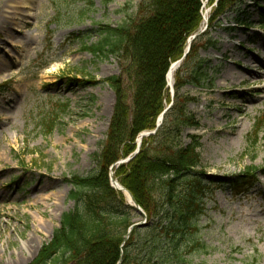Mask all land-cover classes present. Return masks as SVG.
<instances>
[{"label": "rangeland", "instance_id": "rangeland-1", "mask_svg": "<svg viewBox=\"0 0 264 264\" xmlns=\"http://www.w3.org/2000/svg\"><path fill=\"white\" fill-rule=\"evenodd\" d=\"M91 2L80 20L75 13L83 4L64 8L56 29L49 23V0H0V264H31L61 215L74 209L71 177L96 169L93 157L115 104L105 80L118 75L119 64L94 59L83 43L96 42L99 25H120L141 0ZM207 3L204 30L212 14ZM217 22L204 39L216 41V48L199 51L206 79L182 91L197 98L187 112L199 123L182 133V142H189L187 136L199 140L203 179L210 185L195 237L204 249L195 250L190 262L264 264V178L257 176L243 195H233L228 185L250 166L264 171V133L254 149L246 142L254 119L264 113V0H239ZM85 34L89 39L81 41ZM92 79L95 85L79 86ZM174 84L175 72L170 98ZM57 104L68 109L54 118Z\"/></svg>", "mask_w": 264, "mask_h": 264}, {"label": "trees", "instance_id": "trees-1", "mask_svg": "<svg viewBox=\"0 0 264 264\" xmlns=\"http://www.w3.org/2000/svg\"><path fill=\"white\" fill-rule=\"evenodd\" d=\"M204 1L141 0L135 12L124 14L120 25H99L93 30L96 42L88 47L83 43L94 59L118 61V75L105 80L115 94L114 109L102 149L93 157L96 169L86 176L71 177L69 200L74 209L61 215L59 227L31 264H118L120 259V264H191L195 250L204 249L195 237L210 185L203 179L199 140L187 136L189 142H182V133L199 125L187 112V106L198 100L182 91L206 79L205 60L199 57V51L215 49L217 42L204 44V39L221 25H213L215 20L232 11L239 0H208L206 7L212 14L207 29L200 33ZM49 3L53 11L49 23L56 29L61 26L64 8L83 4L78 8L80 13H75L76 20H80L93 6L91 0ZM195 34L185 54L187 41ZM89 35H81V41L89 39ZM178 61L181 64L175 71L170 98L166 76ZM84 84L96 82L79 81V86ZM169 105L156 128L158 118ZM67 109L66 104H57L53 117ZM46 128L52 131V121ZM154 130V135L142 139L137 155L112 170L114 179L147 216L146 225L134 228L128 235L139 214L111 188L109 169L134 153L140 134ZM261 133L264 113L254 119L246 138L250 149L256 147ZM257 176L264 178V171L246 168L228 183L231 193L245 194L257 183ZM183 183L187 184L185 189H181Z\"/></svg>", "mask_w": 264, "mask_h": 264}, {"label": "water", "instance_id": "water-1", "mask_svg": "<svg viewBox=\"0 0 264 264\" xmlns=\"http://www.w3.org/2000/svg\"><path fill=\"white\" fill-rule=\"evenodd\" d=\"M196 37H197V34L191 36V37L188 39V41H187V49H186V53L189 51L190 45H191L192 41H193ZM180 63H181V61H179V62H177V63H174V64H172V65L170 66L169 72H168V74H167V84H168V86H171V81L169 80L168 75L170 74V72H172V71L174 72V71L179 67V64H180ZM168 108H169V106L163 111V113H162V114L160 115V117L158 118L156 128H158V127L161 125V123H162V121H163V116H164L165 112L168 110ZM155 132H156V130H154V131H152V132H146V133H142V134H140V136L138 137V139H137V141H136V143H137V147H136V150L134 151V153L131 154L128 158H126V159H121V160H119L116 164H114V165L110 168V174H109V181H110V186H111V188H112L113 190H115L116 192L122 193L123 196H124V198H125V195H124L123 192H124V191L127 192V194L129 195V198H130V202L127 201V200L125 199L126 202H127V205L130 206V207H132V208H133V209H134L139 215L142 216V218H146L145 213L141 210V208H140V207L138 206V204L135 202V200H134V198L132 197V195H131V194H130V193H129L124 187H122V186L118 183L117 180H115V179L113 178V172H112V169H113L115 166L118 167V165H121V164L127 163V162L130 161L135 155H137L138 152H139L140 146H141V141H142V139H143L144 137H147V136H150V135H154ZM118 185H119V187H118ZM145 220H146V219H145ZM145 224H146L145 222L134 223V224L130 227V229H129V231H128V234H130L131 231H132L134 228H136V227L140 228V227L144 226ZM120 262H121V259L119 260V263H118V264H120Z\"/></svg>", "mask_w": 264, "mask_h": 264}, {"label": "bare ground", "instance_id": "bare-ground-1", "mask_svg": "<svg viewBox=\"0 0 264 264\" xmlns=\"http://www.w3.org/2000/svg\"><path fill=\"white\" fill-rule=\"evenodd\" d=\"M17 3H19V1H18ZM203 19H204V21H205V19H206V16L204 15V13H203ZM173 74H174V72L172 71V72H170V74L168 75L170 81L172 80ZM262 90H263V92H264V88H263ZM118 187H119V185H118ZM123 193H124V195H125V199H126L127 201L130 202V198H129V195L127 194V192L124 191Z\"/></svg>", "mask_w": 264, "mask_h": 264}]
</instances>
